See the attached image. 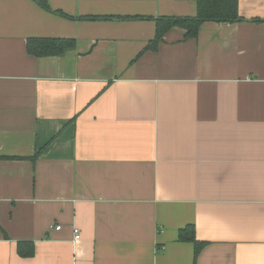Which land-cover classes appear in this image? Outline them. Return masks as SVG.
<instances>
[{
  "label": "crops",
  "instance_id": "crops-1",
  "mask_svg": "<svg viewBox=\"0 0 264 264\" xmlns=\"http://www.w3.org/2000/svg\"><path fill=\"white\" fill-rule=\"evenodd\" d=\"M46 1L0 0V264H264V0L152 50L196 2Z\"/></svg>",
  "mask_w": 264,
  "mask_h": 264
},
{
  "label": "trees",
  "instance_id": "trees-1",
  "mask_svg": "<svg viewBox=\"0 0 264 264\" xmlns=\"http://www.w3.org/2000/svg\"><path fill=\"white\" fill-rule=\"evenodd\" d=\"M41 6L48 9L46 0H36ZM196 2L197 15L194 18H160L156 20V38L149 45V50L156 49L164 35L173 28H181L186 31L185 39H195L198 37L199 30L204 23H238L243 22L244 18L239 14V0H191ZM76 42L72 39H32L28 41L27 50L31 56L37 58L59 57L66 52L75 49ZM179 239L181 242H191L195 245V258L204 247V243L198 242L195 238L194 227L189 226L180 231ZM24 243L19 244L22 256H31V248L23 247Z\"/></svg>",
  "mask_w": 264,
  "mask_h": 264
},
{
  "label": "built area",
  "instance_id": "built-area-1",
  "mask_svg": "<svg viewBox=\"0 0 264 264\" xmlns=\"http://www.w3.org/2000/svg\"><path fill=\"white\" fill-rule=\"evenodd\" d=\"M60 229H61V227H58V230H60ZM73 233H74V242L76 243L81 239V233L76 228L74 229Z\"/></svg>",
  "mask_w": 264,
  "mask_h": 264
}]
</instances>
